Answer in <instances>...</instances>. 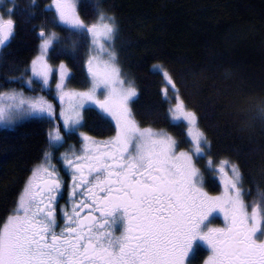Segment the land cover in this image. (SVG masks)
<instances>
[{
    "label": "snow or ice",
    "instance_id": "6c2138e0",
    "mask_svg": "<svg viewBox=\"0 0 264 264\" xmlns=\"http://www.w3.org/2000/svg\"><path fill=\"white\" fill-rule=\"evenodd\" d=\"M31 5L41 7L37 0ZM17 7L15 0H0V52L15 37ZM43 12L50 20L33 29L36 54L23 69L9 66L19 74L6 73L0 84V89L9 81L20 85L0 90V124L38 117L48 125L41 156L0 223V264H192L198 241L209 249L203 264H264V191L250 198L241 165L212 158L200 116L181 98L169 70L153 66L164 78L165 119L169 125L179 122L180 140L137 120L132 104L139 89L123 67L115 14L98 2L94 13L82 18L78 0H50ZM80 52L86 75L77 88L63 61H49L53 53L75 58ZM25 86L37 94L25 95ZM46 89L57 103L41 94ZM88 104L111 118L115 135L101 141L80 131ZM148 115L159 113L153 110L145 119ZM257 115L264 122V100ZM73 131L80 147L59 152ZM202 160L204 171L219 179L217 195L205 190ZM62 169L69 172L70 185ZM64 191L68 202L60 226L58 198ZM214 213L223 215V227L213 226Z\"/></svg>",
    "mask_w": 264,
    "mask_h": 264
},
{
    "label": "trees",
    "instance_id": "16d2710c",
    "mask_svg": "<svg viewBox=\"0 0 264 264\" xmlns=\"http://www.w3.org/2000/svg\"><path fill=\"white\" fill-rule=\"evenodd\" d=\"M15 2L16 34L6 52H0V65L4 57L8 60V66L0 67V84L6 73L19 74L9 72V66L23 69L36 54L33 29L50 20V14L46 17L43 12L50 0H37L41 7L35 9L31 0ZM98 2L118 18L117 47L125 71L138 85L132 108L141 125L182 138L179 123L169 125L165 119L164 78L153 70L161 65L173 76L181 98L200 116L212 144V158L241 165L250 198L264 191V124L255 113L264 100V0H78L82 18H89ZM53 30L70 39L60 27ZM82 56V52L75 58L53 53L49 62L63 61L74 74L71 86L79 88L86 75ZM12 88L20 90V85L9 81L0 90ZM23 90L31 92L26 86ZM153 110L158 117L145 119ZM47 127L36 118L0 130V223L10 214L23 180L41 156ZM81 131L94 139L115 135L113 121L95 107L85 111ZM68 145L80 147L78 134H69L59 152ZM204 164L202 160L199 165L202 171ZM204 184L210 194H219V181L210 171H204ZM207 255L204 248H196L192 264H203Z\"/></svg>",
    "mask_w": 264,
    "mask_h": 264
},
{
    "label": "rangeland",
    "instance_id": "374dc122",
    "mask_svg": "<svg viewBox=\"0 0 264 264\" xmlns=\"http://www.w3.org/2000/svg\"><path fill=\"white\" fill-rule=\"evenodd\" d=\"M27 88V87H26ZM30 90V89H29ZM24 91V90H23ZM31 91V90H30ZM24 93H25V95H35V94H37L36 92H33V91H31L30 93H28V92H26V91H24ZM41 94H43V95H45V96H47L50 100H52V102L53 103H57V101H55L54 99H52V96H53V94L52 93H50L47 89L44 91V93H41ZM171 93H169V95H170ZM95 107V105H92V104H88V105H85V110L83 111V120H84V113H85V111L87 110V109H90V108H94ZM96 108V107H95ZM98 109V108H97ZM255 111V110H254ZM103 113V112H102ZM255 113L257 114V109H256V111H255ZM104 114V113H103ZM104 115H106V114H104ZM107 116V115H106ZM258 116V115H257ZM109 119H111L109 116H107ZM36 118H38V117H30V118H25V119H22V120H19V121H17L15 124H12V125H4V124H0V130L1 129H13L14 127H16L17 125H19V124H21V123H23V122H25V121H28V120H30V119H36ZM38 119H41V118H38ZM259 119V118H258ZM260 120V119H259ZM260 122H261V120H260ZM114 123V122H113ZM175 123H179V122H175ZM261 123H263L264 124V122H261ZM82 125H83V121H82ZM82 127V126H81ZM81 127H80V131H81ZM72 133H76V134H78V136H79V133H77V132H75V131H73ZM71 134V133H70ZM61 152H63V151H61ZM58 167V166H57ZM217 179H218V177H217ZM218 181H219V179H218ZM220 184V183H219ZM204 187H205V190L207 191V188H206V186H205V184H204ZM213 218L215 219V220H217V218H219L221 221H222V225H218V224H216V223H212L213 224V226H215V227H223L224 226V217H223V215L222 214H220V213H214L213 214ZM211 219V218H210ZM197 247H202V248H204L208 253H209V249H208V246L205 244V243H203V242H201V241H198L197 242V244H196V246H195V248H194V251L192 252V254L190 255V259H191V257L193 256V254L195 253V250H196V248Z\"/></svg>",
    "mask_w": 264,
    "mask_h": 264
},
{
    "label": "flooded vegetation",
    "instance_id": "af4514ba",
    "mask_svg": "<svg viewBox=\"0 0 264 264\" xmlns=\"http://www.w3.org/2000/svg\"><path fill=\"white\" fill-rule=\"evenodd\" d=\"M96 140H101L102 141L103 139H96ZM57 166H58V168L61 167V165L59 163H57ZM60 174H61V177L63 178L65 184L66 185H70L71 184V177H70V174H69L68 170L67 169H62ZM67 202H68L67 192L64 191L62 196L60 198H58V224L60 226L63 225V216H62V211L61 210H63L64 208L67 207ZM86 213H87V209H85L84 211L81 212V216L85 215ZM211 220H212V223H216V224L220 225L217 222V220L218 221L220 220L219 218H217V220H215L213 217H211ZM219 222L221 223V225L223 224L221 220ZM57 231H59V228L57 229Z\"/></svg>",
    "mask_w": 264,
    "mask_h": 264
}]
</instances>
